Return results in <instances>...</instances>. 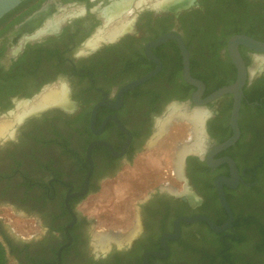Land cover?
Wrapping results in <instances>:
<instances>
[{
  "label": "flooded vegetation",
  "instance_id": "flooded-vegetation-1",
  "mask_svg": "<svg viewBox=\"0 0 264 264\" xmlns=\"http://www.w3.org/2000/svg\"><path fill=\"white\" fill-rule=\"evenodd\" d=\"M124 1L24 0L0 19V121L21 112L20 104L66 90L63 105L16 120L13 135L0 138V209L34 222L23 236L0 226L10 261L264 264V71L257 67L258 53L239 46L247 80L233 146L215 152L234 134L233 95L202 104L237 79L229 41L244 35L264 42V0H188L178 9L156 7L157 0ZM168 33L187 47L190 74L204 85L199 98L198 88L185 81L177 41L148 50ZM158 69L120 98L125 86ZM175 102L204 113L203 150L182 158L185 190L168 189L167 166L164 186L138 203L139 230L130 242L95 251L93 222L80 211L83 201L131 165L158 132L168 145V125L160 128ZM196 217L216 228L206 220H184Z\"/></svg>",
  "mask_w": 264,
  "mask_h": 264
},
{
  "label": "rangeland",
  "instance_id": "rangeland-1",
  "mask_svg": "<svg viewBox=\"0 0 264 264\" xmlns=\"http://www.w3.org/2000/svg\"><path fill=\"white\" fill-rule=\"evenodd\" d=\"M170 106L172 105L168 107ZM184 111L186 110L183 107L178 113ZM7 120H1L0 124L4 121L16 124L15 116ZM165 120L166 118L163 122ZM184 120L188 119L174 120L169 125L168 145L163 135L158 132V137L149 140L145 150L131 165H126L116 175L104 181L96 194L83 201L80 211L93 222L92 237L97 240L98 244L95 251L105 250L113 243L120 246L130 242L139 230L138 203L144 201L158 185L164 186L162 175L167 166L168 174H170L168 189L185 190L186 184H183L182 178L179 177L180 171L176 164L181 148L189 146L195 140V132L193 126L192 132H188ZM167 147L168 160L166 158ZM33 223L32 220L23 219L20 212H12L8 208L0 209V226L12 234L26 235L25 230L33 227ZM102 236L112 238L106 247L98 243ZM10 263L12 264L11 261Z\"/></svg>",
  "mask_w": 264,
  "mask_h": 264
},
{
  "label": "water",
  "instance_id": "water-1",
  "mask_svg": "<svg viewBox=\"0 0 264 264\" xmlns=\"http://www.w3.org/2000/svg\"><path fill=\"white\" fill-rule=\"evenodd\" d=\"M22 1H24V0H0V19L2 17H4L8 12L13 10L15 7H17ZM170 40L177 41V43L180 47V50H181L185 81L187 83H189L190 85L198 88V92L195 94V97L199 98L201 96L203 90H204V85L202 82L194 79L191 76V74H190V54L187 50V47L184 44L183 39L179 35L174 34V33H168L166 35H163L160 38H158L154 43H152L150 46H148V50L150 51V48L152 46H157V45H160V44L165 43V42L170 41ZM240 45L245 46V47L249 48L250 50H253L254 52L258 53V55H256V64H257L259 71H264V42L255 40L251 37L244 36V35L235 36L229 41V54L231 56L233 63L235 64V66L237 68V71H238L237 79H236L234 84L218 89L217 91L212 93L208 98H206L202 102V104H207V103H211V102L215 101L216 99H218L224 95H227V94L233 95L234 100H233V108H232L230 124L234 130V134L229 140H227L225 143L220 145L215 150V152L222 151V150L227 149L228 147L233 146L239 138L238 119H239V113H240L242 97H243V87H244L246 80H247V68H246L245 62L242 59V56L240 55V52H239V46ZM149 51H148V54L150 55ZM158 72H159V69L150 73L149 75L145 76L144 78H142V79H140V80H138L132 84L125 86L123 88V90L120 92V98L122 99L125 92L132 90L135 87L144 84L150 78L154 77ZM195 103H196V105H200V103L197 101H195ZM173 106L184 107V109H186L188 114L192 113L196 109H199V107H195L191 110H188L189 107H186L183 104L175 102L172 106L168 107V114H169V112ZM97 110H98V106L94 109L93 114H92L93 128L95 127V118H96ZM118 124H119L120 128H122V130H125L119 122H118ZM204 125H205V120H204V124H203V131H205ZM92 147H93V145L88 150L89 158H91ZM184 159H185V157H184ZM184 159H183V162H184ZM220 200H221L222 204L224 205V207H226L229 211L228 204L226 202V199H225L222 191L220 192ZM184 220L189 222V223H194L197 221L206 220L207 222H209L212 225V227L214 229L216 228L215 225L212 224L211 221L205 217L184 218Z\"/></svg>",
  "mask_w": 264,
  "mask_h": 264
},
{
  "label": "bare ground",
  "instance_id": "bare-ground-1",
  "mask_svg": "<svg viewBox=\"0 0 264 264\" xmlns=\"http://www.w3.org/2000/svg\"><path fill=\"white\" fill-rule=\"evenodd\" d=\"M132 0H125L124 3L129 5V2ZM188 0H157L155 3L156 7H164L166 3H168V8L171 9H178L187 3ZM142 1H139L138 4H140ZM122 4V3H121ZM48 12V10H45L41 15L38 16V18H42V16ZM120 9L117 10V14L109 15L110 21L116 19V16L120 13ZM55 23V22H54ZM49 28V26H48ZM124 28V25H120L118 27H114V29L109 33V36L112 38L115 37L121 29ZM66 100V90L65 88H62L60 91H55L51 90L48 91L47 93L43 94L38 100H36L33 104H20L18 108L22 109L21 112L15 114L16 120L21 121L24 119L27 115H30L34 112L43 110L47 107L50 106H55V105H63ZM30 107L28 112L26 111V108ZM177 111L175 108L171 110V113L169 114L168 118L161 124V131L164 132L166 129V126L169 125L174 121V120H179V119H188L189 122H191L193 126V130L195 132V140L193 143H191L189 146H185L181 148L179 154H178V161H177V168L178 171H181V166H182V158L184 157L185 154L188 152H197L200 150H203V147L201 145V142L199 141V138L201 137L200 134H202L201 131V125L203 122L204 118V113L202 110L197 109L194 113L191 115L187 114V112H180ZM15 122H2L0 124V138L1 137H6L8 134L13 135V131L11 130L14 126ZM161 132V133H162ZM194 138V137H193ZM112 238L110 236H102L99 240V244L103 247H106L109 244V241ZM115 239V238H113Z\"/></svg>",
  "mask_w": 264,
  "mask_h": 264
},
{
  "label": "trees",
  "instance_id": "trees-1",
  "mask_svg": "<svg viewBox=\"0 0 264 264\" xmlns=\"http://www.w3.org/2000/svg\"><path fill=\"white\" fill-rule=\"evenodd\" d=\"M0 264H11L5 244L0 239Z\"/></svg>",
  "mask_w": 264,
  "mask_h": 264
}]
</instances>
